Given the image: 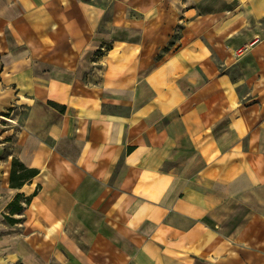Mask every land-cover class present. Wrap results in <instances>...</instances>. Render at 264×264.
<instances>
[{"label":"crops","instance_id":"obj_1","mask_svg":"<svg viewBox=\"0 0 264 264\" xmlns=\"http://www.w3.org/2000/svg\"><path fill=\"white\" fill-rule=\"evenodd\" d=\"M0 264H264V0H0Z\"/></svg>","mask_w":264,"mask_h":264},{"label":"trees","instance_id":"obj_2","mask_svg":"<svg viewBox=\"0 0 264 264\" xmlns=\"http://www.w3.org/2000/svg\"><path fill=\"white\" fill-rule=\"evenodd\" d=\"M38 174L35 169L26 168L18 159H13L10 182L12 187H22Z\"/></svg>","mask_w":264,"mask_h":264},{"label":"built area","instance_id":"obj_3","mask_svg":"<svg viewBox=\"0 0 264 264\" xmlns=\"http://www.w3.org/2000/svg\"><path fill=\"white\" fill-rule=\"evenodd\" d=\"M241 51H242V50H239V51L237 52V54L241 53Z\"/></svg>","mask_w":264,"mask_h":264}]
</instances>
